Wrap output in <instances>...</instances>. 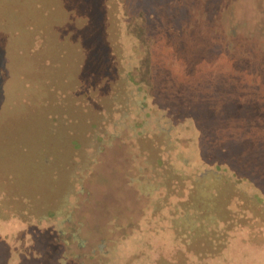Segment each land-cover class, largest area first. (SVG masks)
Here are the masks:
<instances>
[{
  "label": "rangeland",
  "instance_id": "1",
  "mask_svg": "<svg viewBox=\"0 0 264 264\" xmlns=\"http://www.w3.org/2000/svg\"><path fill=\"white\" fill-rule=\"evenodd\" d=\"M119 1L0 0V264H206L232 238L264 244V86L220 78L235 62L207 48L226 52L255 1L173 0L182 31L164 0Z\"/></svg>",
  "mask_w": 264,
  "mask_h": 264
},
{
  "label": "trees",
  "instance_id": "2",
  "mask_svg": "<svg viewBox=\"0 0 264 264\" xmlns=\"http://www.w3.org/2000/svg\"><path fill=\"white\" fill-rule=\"evenodd\" d=\"M119 1V0H118ZM151 0H147L146 2L141 1L142 5V9H141V14L145 15L148 13H152L151 10L153 9H149L148 7V3ZM164 3H161L162 5H159V7L161 8V12L164 13V15L166 14V16H168L169 18H177L178 19V30L182 31V28H184L186 26L187 21L186 20H179L181 18H178V11H181L182 9L184 10V5H178L179 3L173 0H164ZM218 1V0H217ZM237 2L240 3V0H235ZM255 3H252L251 5H249V7L253 10L254 14L252 15L251 18V22L253 23H249L247 20L246 22L247 25V29L243 30L241 29V27H238L236 24L229 33V36L225 33L223 35V41L226 40V44L228 46H226V52H223V50L221 52H219V46L214 44V45H210V43L208 44L207 48L209 49V52L212 54L213 52V56L214 55H218V53H224L227 54V56H229V61H231L232 63L235 62V64L233 63V69H230V71L227 72V74H222V73H217V76H219L220 78H226V79H230V80H245V81H249L250 79H254V80H259L258 84L263 87L264 86V0H254ZM205 3L201 2L199 6H201L200 8H194L195 10H197V12H202L201 14L206 13L209 16H214L217 14L218 12V7L216 6L215 9L211 10L208 8V6H206L207 2L204 1ZM210 2V0H209ZM118 7H119V11L122 12V6L120 1L118 2ZM217 11V12H216ZM184 12V11H183ZM148 13V14H149ZM182 15V14H181ZM208 19H206L207 21ZM177 21V20H176ZM209 23V22H207ZM130 23L127 21H124L121 19V29H122V42L125 45V51L127 52V54H131V57H127L128 59V63H125L123 61V65H124V74L125 77L128 79V81H132V83L136 82V77L135 75H133L134 70L138 67V65L140 64V59L135 58L134 56L137 55V53L135 52V47L136 45H138V40L139 37L137 35V32L135 31V27L132 28L129 25ZM27 33V32H25ZM23 33V34H25ZM133 42H132V40ZM228 40V41H227ZM28 47L24 46L23 49L25 50V48H30V44L29 42L26 43ZM215 60V58L211 59V61L213 62ZM211 62V67H215L216 64L213 63L212 65ZM22 77L23 75L20 74ZM244 83V81H243ZM139 91L140 92H144L143 89H141L139 87ZM259 92V91H257ZM258 96V94H256ZM259 100V103H258ZM256 104H261L264 105L263 99L258 98ZM196 106L199 108L202 107V105L200 104V101L197 100L196 101ZM207 106L206 108L212 109V110H217L215 104H213V106H210V104L206 103ZM215 108V109H214ZM202 109V108H201ZM218 111V110H217ZM234 112H228L227 113V121L231 120V115ZM207 117V116H206ZM190 122L194 125L195 122L193 120L194 117L189 116ZM257 122H259V126H257L258 128L264 127V113L262 115H258L257 116ZM195 128L196 124L194 125ZM229 127V126H228ZM256 127V123H254V126ZM200 128V132L198 131V133H201L202 136V130L201 127ZM261 134L263 136V139L259 142V147L258 150H260V154L255 155V157L258 158H263L264 159V129H261ZM222 135V138L224 139V135ZM236 140H243L245 141L247 144L243 145V148L245 149L246 147L249 148V142H254L255 140V134L253 132H249L246 129L245 134L243 133V137H239L236 138ZM222 141V151H224V153H226L227 155L232 154V150L229 147H225L224 145V141ZM260 196H264L263 192L260 191ZM262 193V194H261ZM260 196H258V199L260 201V203L264 204V199H262ZM264 218V215H263ZM195 264V263H194ZM201 264V263H200ZM206 264H264V244H260V245H255L249 242H243L240 238L235 237L230 239L227 243H226V247L224 249L221 250L220 253H218L217 255L212 256L207 262Z\"/></svg>",
  "mask_w": 264,
  "mask_h": 264
}]
</instances>
